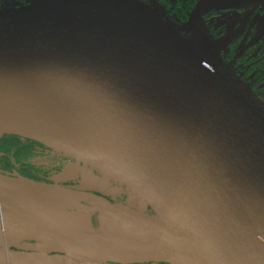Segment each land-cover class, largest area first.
<instances>
[{
    "label": "water",
    "instance_id": "95a60500",
    "mask_svg": "<svg viewBox=\"0 0 264 264\" xmlns=\"http://www.w3.org/2000/svg\"><path fill=\"white\" fill-rule=\"evenodd\" d=\"M240 1L198 2L179 33L140 0H1L0 138L36 142L132 202L0 175L15 205L0 207V236L72 262L264 264V104L202 21ZM44 197L94 208L93 236L47 221Z\"/></svg>",
    "mask_w": 264,
    "mask_h": 264
},
{
    "label": "flooded vegetation",
    "instance_id": "af4514ba",
    "mask_svg": "<svg viewBox=\"0 0 264 264\" xmlns=\"http://www.w3.org/2000/svg\"><path fill=\"white\" fill-rule=\"evenodd\" d=\"M140 1L149 5L148 1ZM200 1L202 0H184L186 4L183 9L187 5V9H190H186L188 16ZM240 2V5L226 9H211L206 15H202V21L212 42L217 46L219 57L255 98L264 104V0ZM158 15L163 18L161 14ZM172 27L177 32L184 33V26L181 29L176 25ZM63 169L62 179L55 180ZM0 175H17L45 185L83 189L110 204L129 205L132 202L126 190L120 186L112 183L102 185L94 181L102 179L97 172L90 171L36 142L16 136L0 138ZM95 227V220L92 218V228ZM42 246L28 238L0 236V264H94L67 261L56 253H40L39 248Z\"/></svg>",
    "mask_w": 264,
    "mask_h": 264
},
{
    "label": "bare ground",
    "instance_id": "6f19581e",
    "mask_svg": "<svg viewBox=\"0 0 264 264\" xmlns=\"http://www.w3.org/2000/svg\"><path fill=\"white\" fill-rule=\"evenodd\" d=\"M14 206L12 200L0 196V207L10 208ZM43 208L47 221L62 231L74 236L89 235L94 208H85L75 201L50 197H44ZM145 228L149 229L150 227L146 226Z\"/></svg>",
    "mask_w": 264,
    "mask_h": 264
},
{
    "label": "rangeland",
    "instance_id": "374dc122",
    "mask_svg": "<svg viewBox=\"0 0 264 264\" xmlns=\"http://www.w3.org/2000/svg\"><path fill=\"white\" fill-rule=\"evenodd\" d=\"M148 1L150 7H152L155 11H157L159 14L162 15V17L168 22L171 26L176 25L179 29H181L183 26H185L188 14L186 11L190 10L187 9L188 5L185 7L186 2L184 0H145ZM166 3H165V2ZM5 7L1 0H0V8ZM187 9V10H186ZM65 171L63 169L59 175H57L54 179H62V174ZM93 218V217H92ZM91 218V220H92ZM91 225V224H90ZM86 236H93V233L91 231V226H90V233L89 235L87 234Z\"/></svg>",
    "mask_w": 264,
    "mask_h": 264
}]
</instances>
